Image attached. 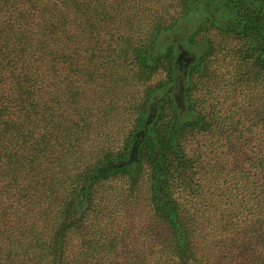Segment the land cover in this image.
Instances as JSON below:
<instances>
[{"label":"trees","instance_id":"16d2710c","mask_svg":"<svg viewBox=\"0 0 264 264\" xmlns=\"http://www.w3.org/2000/svg\"><path fill=\"white\" fill-rule=\"evenodd\" d=\"M162 7L161 0H0V250L9 263L264 264V107L250 110L242 127L234 111L218 108L220 121L205 107L195 115L205 19L198 6L173 19L155 14ZM238 12L233 29L248 44L254 84L264 76V17L246 2ZM126 23L146 25L145 65L166 62L168 71L137 107L134 126L155 116L131 160L134 139L95 144L93 120L107 103L102 91L94 106L95 87L118 73L107 60L123 51L115 42L129 35ZM179 46L196 56L185 74ZM164 104L172 115L163 121ZM253 128L248 143L243 135ZM120 177L126 188L113 186ZM138 188L147 201L140 242L122 200ZM131 242L140 248H127Z\"/></svg>","mask_w":264,"mask_h":264},{"label":"rangeland","instance_id":"374dc122","mask_svg":"<svg viewBox=\"0 0 264 264\" xmlns=\"http://www.w3.org/2000/svg\"><path fill=\"white\" fill-rule=\"evenodd\" d=\"M161 1L163 2V7L159 8L160 12L157 11L155 14L165 12L171 15L173 19L177 16L176 13H180L182 10L185 12L188 8L198 6V10L194 9V11L199 14L201 13L203 19H205V22L200 23L199 21L200 26L198 28L201 31L199 32V40L203 45L207 46L204 56L206 72L203 73L204 83L201 82V85H195L192 90L195 115L198 116L200 108L205 107L209 113L208 115L214 116L215 120L220 121V111H234L233 113H229V115L231 114L234 118L238 119L237 121L234 120L237 126L242 127L243 123L248 125L250 122L248 120L252 118V115L251 113H247L255 106L261 105V107H264V76L261 77L259 75L257 77L258 82L254 83L255 85L248 80V75H250L248 74L250 64H246L247 60L250 59L246 51L248 44L244 43L235 34L233 28L234 26L237 27L236 23L240 19L241 14L238 11H241L244 2L248 5L251 4V8L259 11V15L264 17V0H188L187 8L182 6L183 0ZM171 17H169V20ZM182 19V16H180L179 21ZM193 20L195 21L194 18ZM158 23L159 19L154 18V28ZM179 24L184 27L180 29H187V26L183 22ZM141 26L136 25V23H126L122 27L124 32L129 35H125L122 39L117 40L115 45L117 49L123 51L119 57L116 54H112L107 60L110 69H116L118 73L107 75L101 88L96 86L94 90L95 107H98L102 103L99 101L103 95L102 91L108 93H106L104 98L107 102L106 105H103L93 116V120L97 125L94 131V143L99 144L105 139L111 141L114 137H117L121 141L126 138L134 139V143L131 146L130 160L134 146L138 150L139 143L148 131V127L144 126L140 128L143 124H140L138 127L134 126V123L137 122H135V119H137L139 111L137 107L143 102L146 91L160 82L166 81L168 73L166 62H149L148 66L145 65V60L147 62L148 60L145 58L144 50L151 43L149 37L150 30H146L145 24ZM136 30L139 31L137 37L130 35ZM191 57L193 62L196 56L191 55ZM198 76L199 74L194 79L196 80ZM229 83L234 85H229ZM228 88H230L229 92L226 91ZM160 102V99L155 101L154 112L157 111V106ZM218 108H220V111L217 113L216 110ZM162 112L163 116L161 117L163 121L172 115V110L166 104L162 106ZM167 115L170 117H166ZM149 116L153 119L155 114L146 116L144 122ZM216 117H219V119ZM239 121H242V123H239ZM120 125H125L124 129L116 130ZM142 130L144 133L141 135L140 132ZM198 130L200 129L197 128L194 132H201ZM254 131L255 128H253V132L246 131L243 135L244 140H248V143L254 140L257 136V133ZM196 138L201 137L197 136ZM114 143L117 144V142ZM104 144L108 145L107 142ZM192 145H198L197 140H193ZM126 183L125 177L113 180L114 187L126 188ZM142 184L145 186L144 181ZM145 198L143 192L139 191V188L134 192H126L122 198L123 207L127 210L126 214L136 221L134 234L139 240L138 242H140L142 237V226L146 220L145 205H147V201ZM77 237L73 235L71 239L72 245L73 243L76 244ZM138 242L135 245L131 242L127 248L130 246L140 248L141 243L138 245ZM7 255H9V251L6 249L0 250V264H14L9 263Z\"/></svg>","mask_w":264,"mask_h":264},{"label":"flooded vegetation","instance_id":"af4514ba","mask_svg":"<svg viewBox=\"0 0 264 264\" xmlns=\"http://www.w3.org/2000/svg\"><path fill=\"white\" fill-rule=\"evenodd\" d=\"M179 54L177 56V60H176V63L178 64V67L180 69V71H182L183 74H185V71L188 67V65H190L192 63V60H191V53L188 51V50H185V49H182L181 46H179ZM181 89H182V86H180V93H181ZM176 97L178 98V101L180 102L181 100V95L179 94H176ZM182 101V100H181ZM155 104V102H152V104ZM154 110V108H152Z\"/></svg>","mask_w":264,"mask_h":264},{"label":"water","instance_id":"95a60500","mask_svg":"<svg viewBox=\"0 0 264 264\" xmlns=\"http://www.w3.org/2000/svg\"><path fill=\"white\" fill-rule=\"evenodd\" d=\"M152 121V118H151V116H149L148 117V119L145 121V127H148V125H149V123ZM146 129V128H145ZM144 133V131L142 130L141 132H140V134L142 135ZM136 151H137V148L134 146V148H133V152H132V154H131V159L132 158H134V155H135V153H136Z\"/></svg>","mask_w":264,"mask_h":264}]
</instances>
